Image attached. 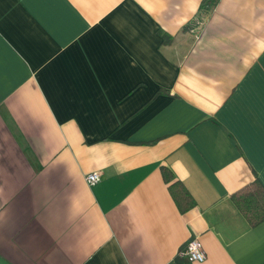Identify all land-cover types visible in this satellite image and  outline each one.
Wrapping results in <instances>:
<instances>
[{"label": "crops", "instance_id": "0c3cea01", "mask_svg": "<svg viewBox=\"0 0 264 264\" xmlns=\"http://www.w3.org/2000/svg\"><path fill=\"white\" fill-rule=\"evenodd\" d=\"M202 2L0 0V264H264V0Z\"/></svg>", "mask_w": 264, "mask_h": 264}, {"label": "trees", "instance_id": "16d2710c", "mask_svg": "<svg viewBox=\"0 0 264 264\" xmlns=\"http://www.w3.org/2000/svg\"><path fill=\"white\" fill-rule=\"evenodd\" d=\"M218 0H203L202 7L206 10L213 8ZM162 173L165 181L169 184V191L175 200L179 210L186 212L196 206V200L183 184L176 179L173 171L164 166ZM233 202L247 219L251 226L264 222V185L259 179L236 191L231 196Z\"/></svg>", "mask_w": 264, "mask_h": 264}, {"label": "built area", "instance_id": "2783aa9c", "mask_svg": "<svg viewBox=\"0 0 264 264\" xmlns=\"http://www.w3.org/2000/svg\"><path fill=\"white\" fill-rule=\"evenodd\" d=\"M85 179L90 186H94L101 180V173L99 171L88 173ZM178 256L179 258L190 262H204L207 257L202 243L198 239H191L179 251Z\"/></svg>", "mask_w": 264, "mask_h": 264}]
</instances>
